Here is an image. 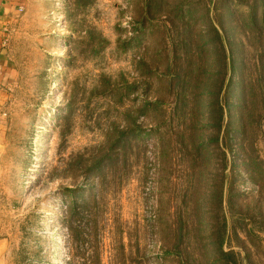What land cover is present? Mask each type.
Wrapping results in <instances>:
<instances>
[{
    "label": "rangeland",
    "instance_id": "rangeland-1",
    "mask_svg": "<svg viewBox=\"0 0 264 264\" xmlns=\"http://www.w3.org/2000/svg\"><path fill=\"white\" fill-rule=\"evenodd\" d=\"M192 1L21 0L5 31L13 87L0 116L7 264H218L222 211L230 258L264 264V26L238 0ZM192 10L197 55L210 63L207 14L229 66L196 70L203 83L186 102L167 79L184 40L178 14ZM210 90L232 130L198 160L194 142L215 138Z\"/></svg>",
    "mask_w": 264,
    "mask_h": 264
},
{
    "label": "trees",
    "instance_id": "trees-1",
    "mask_svg": "<svg viewBox=\"0 0 264 264\" xmlns=\"http://www.w3.org/2000/svg\"><path fill=\"white\" fill-rule=\"evenodd\" d=\"M215 1H217L218 3L220 0H214V2ZM238 1L241 2L242 5L248 8L249 22L254 26V28H257L256 31L260 33L261 31L258 28V22L260 21L261 24H263L264 26V0H252L250 4L247 3V0H238ZM188 3L191 4V7L194 5V4L192 5L193 3L192 0H189ZM260 6H262L261 15L259 14ZM216 10H219V5H217ZM205 16L208 19V25L210 26L201 35L203 36L204 41L207 44L209 45L212 44L211 48L208 47L209 48L208 52L210 53L208 54L209 55L208 58L210 60V63H206L202 61L201 60L202 56L197 55L199 53H203L204 50L198 45V43H195L196 42L195 39L191 38L192 34L194 33L193 32L194 27L191 24L194 22V20L198 21L197 20V18H199L198 14H197V18H196V13L194 12V10L191 11L190 16H186V14L184 13L178 14V20H184L187 17V20L184 22V30H183L184 40L180 45L176 43H174L173 45V58L171 59L172 62H171L170 71H169L170 77L169 79H167V82L169 86V92L172 91L174 95L176 94L177 96H182L183 100L185 99L186 102H187V97H189V95L192 93V90L197 87H200L201 84L203 83L201 78L199 79L197 78L199 74H196V70H199L200 72L204 70L206 72L207 66L215 65L217 60L222 61L224 64L228 65L226 49H225L226 47L222 39L223 35L221 34L220 29L216 27L213 21V18H210L209 16H207V14ZM216 21L217 23L220 24L221 28L225 30L226 22H225V16L222 12L216 13ZM243 64L246 66L247 62L244 63L243 61ZM262 64L263 66H262V70L260 69L259 77L263 78L264 77V62H262ZM231 71L235 72V64L231 65ZM188 75H190V77H188ZM223 80H222L220 88L222 90L227 87L226 91H228V86L230 85L231 81L229 82V79H228V83H227V78L224 81ZM178 88L182 89L183 91L182 94L178 92L175 93L176 92L175 90ZM207 94H208V101H209L208 108L211 112L210 120L211 119L213 120L212 124L215 129V138L212 139L211 137L210 139H208L207 141H205V143H202L201 145L200 143L199 145H197L196 142H194L193 152L198 156V160L200 159V156H201L200 154H201L202 145L204 147L205 144L207 145L212 144L219 148V144H220L219 140L221 136L225 133V130H226V133H229L230 130H232V127H231L232 123L230 121H226L224 123L225 116H226L225 106H224L223 101L219 99L220 93L215 95V92L213 93L211 91L210 93H207ZM177 96L176 98L178 99ZM156 103L161 104L162 102L160 100H157ZM197 121L198 119H196V122ZM191 127H192V124L188 125L189 129H187L186 127V129L188 130V133L186 137L183 138V140L184 141L186 140L188 143L191 141H195V138H196L195 134L197 131L194 130L192 133H190ZM228 127H229V131L227 130ZM183 133L185 132L183 131ZM225 154L226 152L225 153L223 152V155ZM195 159L197 160V158ZM231 188H232V184H231ZM77 207L78 205H74L70 209L71 211V215L69 217L70 222H72V219H74V216H76V214H79L76 210ZM216 219L217 221H215V228L213 232L215 239H216L214 242L215 247H216V262L218 264H236V260H235L236 258L235 257L230 258L231 257L230 255L232 253L225 251L223 247V244L226 241L225 236L227 233V231L225 233L227 221H226L224 212L222 211V215ZM168 254L170 255L175 254V250L173 252H169Z\"/></svg>",
    "mask_w": 264,
    "mask_h": 264
},
{
    "label": "crops",
    "instance_id": "crops-1",
    "mask_svg": "<svg viewBox=\"0 0 264 264\" xmlns=\"http://www.w3.org/2000/svg\"><path fill=\"white\" fill-rule=\"evenodd\" d=\"M21 8V0H0V116L10 100L13 87L12 66L6 52L5 31L10 18ZM0 145V156L2 149ZM8 242L0 231V264H7Z\"/></svg>",
    "mask_w": 264,
    "mask_h": 264
}]
</instances>
